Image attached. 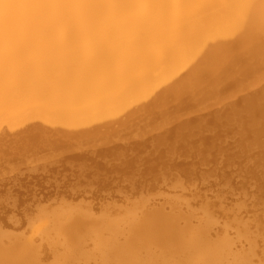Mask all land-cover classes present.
Listing matches in <instances>:
<instances>
[{
	"label": "bare ground",
	"instance_id": "bare-ground-1",
	"mask_svg": "<svg viewBox=\"0 0 264 264\" xmlns=\"http://www.w3.org/2000/svg\"><path fill=\"white\" fill-rule=\"evenodd\" d=\"M252 62L264 63V0H0V125H85L212 93ZM144 203L43 211L30 236L0 231V264H264L261 231L213 236L210 217L191 226Z\"/></svg>",
	"mask_w": 264,
	"mask_h": 264
},
{
	"label": "rangeland",
	"instance_id": "rangeland-1",
	"mask_svg": "<svg viewBox=\"0 0 264 264\" xmlns=\"http://www.w3.org/2000/svg\"><path fill=\"white\" fill-rule=\"evenodd\" d=\"M253 63L251 73L234 64L212 93L192 91L158 106L147 98L85 125L1 124L0 231L30 236L45 219L41 212L65 205L99 215L104 206L144 201L143 209L189 214L191 226L210 217L213 236L246 228L261 231L259 241L264 111L252 114L248 105L264 106V63Z\"/></svg>",
	"mask_w": 264,
	"mask_h": 264
}]
</instances>
